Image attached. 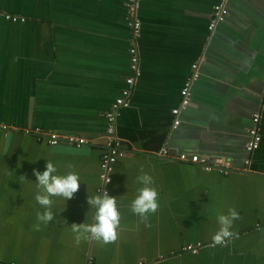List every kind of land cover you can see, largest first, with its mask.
<instances>
[{"label":"crops","instance_id":"obj_1","mask_svg":"<svg viewBox=\"0 0 264 264\" xmlns=\"http://www.w3.org/2000/svg\"><path fill=\"white\" fill-rule=\"evenodd\" d=\"M127 2L0 0L3 13L25 18L0 14V124L16 129L0 136V264H264V0H138L140 76L116 117L126 155L103 185L105 115L131 76ZM223 2L228 15L210 31L213 8ZM194 63L200 77L172 128L171 111ZM254 113L261 142L249 156ZM26 128L90 144L51 147L22 133ZM162 148L164 156L157 154ZM181 154L220 159L225 173L182 162ZM49 160L61 175L77 172L81 183L73 199L52 198L56 218L37 231L36 213L44 209L32 173ZM141 168L153 177L160 205L145 222L131 211L143 187ZM20 176L31 183L18 182ZM102 187L118 198V237L77 245L70 227L95 222L86 201ZM229 209L240 215L231 229L237 237L196 254L182 251L212 241L218 215Z\"/></svg>","mask_w":264,"mask_h":264},{"label":"built area","instance_id":"obj_2","mask_svg":"<svg viewBox=\"0 0 264 264\" xmlns=\"http://www.w3.org/2000/svg\"><path fill=\"white\" fill-rule=\"evenodd\" d=\"M138 0H128L126 3V17H127V26L130 28L133 35V43L129 47V69L131 71V76L127 77L125 83L127 85L121 91L120 97L116 98L112 103L110 109L107 111L105 115L106 119V128H105V140H104V148L103 152L100 155V178L102 180L103 185H107L111 181V173L113 171L114 164L120 158H123L126 155V150L123 148V142L116 135V117L119 114L120 108H126L129 106V97L131 94V87L133 86L135 80L140 76L139 70V58L137 54L136 47V38L139 36L140 32V22L136 18L135 9ZM0 14L4 19L12 21V22H23L25 20L24 17L18 15H12L8 13H3L0 10ZM228 15V10L226 9L225 2L220 5H216L212 11V18L208 25V30L213 31L215 26L219 23H222L226 16ZM192 72L191 76L187 78L184 82L183 88L180 92L181 101L180 106L171 111L173 116L172 128H176L180 124L179 113L181 110L186 109L190 105L191 99V85L194 81H196L199 77L198 71V63H194L191 66ZM251 127L248 130V141L245 145V151L250 156L252 155L258 148L261 142V134L259 131L260 124V114L254 113L251 119ZM16 131L15 128H11L8 125L0 124V134L7 135L9 132ZM22 133L26 135H33L37 138L38 141H44L48 146L54 147L60 144L69 145L71 147L80 148L90 144V141L86 138L75 136V135H59L57 133H49L40 130L39 128L34 129H22ZM158 155L164 156L167 154V150L162 148L158 151ZM178 159L182 162H188L191 164H197L202 167L203 170L210 172L213 170H218L220 172L225 173L224 166L226 163L222 160H216L214 164H211L206 158L200 157L198 155H193L188 157L185 154L179 155ZM250 163V159L247 158L244 161L245 167H247ZM107 191L103 187L98 189V192L101 194ZM108 192V191H107ZM228 243L222 244L224 246ZM214 247L213 241H209L206 244L201 242L198 243H188L182 247V251L190 254H196L198 251L205 247ZM87 264H90L89 262ZM132 264H151L144 260H138Z\"/></svg>","mask_w":264,"mask_h":264},{"label":"clouds","instance_id":"obj_3","mask_svg":"<svg viewBox=\"0 0 264 264\" xmlns=\"http://www.w3.org/2000/svg\"><path fill=\"white\" fill-rule=\"evenodd\" d=\"M69 169L73 165L67 166ZM140 175L137 176V182L143 187L137 190V195L131 203V211L133 214L141 218V222L148 220L149 215L155 214L160 205L158 202V190L154 186V180L151 175L144 172L141 168ZM33 176L36 178L37 194L35 201L44 211L37 212L36 217L39 223L34 228L40 230V225L47 224L56 218V213L53 211V197H62L64 201L71 200L74 194L78 191L81 180L80 176L75 171H69L65 175L59 174L58 166L52 161H46L45 170L41 173L33 170ZM18 182H29L24 176L17 178ZM117 197L109 196L107 191L102 194L87 196V204L95 208L94 223H81L79 225L73 223L70 227L75 234L74 242L79 245L81 240L93 239L105 244L116 241L118 230L120 229L121 213L117 207ZM65 210V208H64ZM240 219L239 213L235 209H229L228 214H219L217 221L220 225L219 230L213 235V245L225 244L232 238L237 237V233L232 231L233 222ZM67 224L66 220H63ZM146 224V227H150Z\"/></svg>","mask_w":264,"mask_h":264},{"label":"water","instance_id":"obj_4","mask_svg":"<svg viewBox=\"0 0 264 264\" xmlns=\"http://www.w3.org/2000/svg\"><path fill=\"white\" fill-rule=\"evenodd\" d=\"M8 135V134H7ZM7 135H5V134H0V136H4V137H6ZM207 248H214V247H216V246H214V247H208V246H206Z\"/></svg>","mask_w":264,"mask_h":264}]
</instances>
